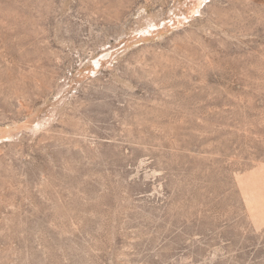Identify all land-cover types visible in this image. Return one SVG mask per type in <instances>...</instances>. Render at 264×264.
Segmentation results:
<instances>
[{"label": "rangeland", "instance_id": "374dc122", "mask_svg": "<svg viewBox=\"0 0 264 264\" xmlns=\"http://www.w3.org/2000/svg\"><path fill=\"white\" fill-rule=\"evenodd\" d=\"M0 264H264V0H0Z\"/></svg>", "mask_w": 264, "mask_h": 264}]
</instances>
